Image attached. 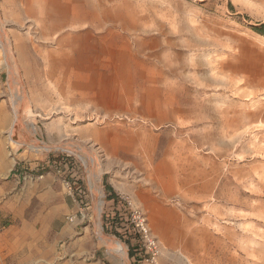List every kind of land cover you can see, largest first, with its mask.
<instances>
[{
    "label": "rangeland",
    "instance_id": "1",
    "mask_svg": "<svg viewBox=\"0 0 264 264\" xmlns=\"http://www.w3.org/2000/svg\"><path fill=\"white\" fill-rule=\"evenodd\" d=\"M263 24L0 0V264H264Z\"/></svg>",
    "mask_w": 264,
    "mask_h": 264
},
{
    "label": "built area",
    "instance_id": "2",
    "mask_svg": "<svg viewBox=\"0 0 264 264\" xmlns=\"http://www.w3.org/2000/svg\"><path fill=\"white\" fill-rule=\"evenodd\" d=\"M138 217H140V216H138ZM144 224H145L144 219H140L138 225L141 227L142 230H145L146 231V228H145V225Z\"/></svg>",
    "mask_w": 264,
    "mask_h": 264
},
{
    "label": "trees",
    "instance_id": "3",
    "mask_svg": "<svg viewBox=\"0 0 264 264\" xmlns=\"http://www.w3.org/2000/svg\"><path fill=\"white\" fill-rule=\"evenodd\" d=\"M264 28V24L261 26V28H257V29H263ZM260 32H262V30H259Z\"/></svg>",
    "mask_w": 264,
    "mask_h": 264
},
{
    "label": "crops",
    "instance_id": "4",
    "mask_svg": "<svg viewBox=\"0 0 264 264\" xmlns=\"http://www.w3.org/2000/svg\"><path fill=\"white\" fill-rule=\"evenodd\" d=\"M138 199L140 200V203H142V202H141V198H138Z\"/></svg>",
    "mask_w": 264,
    "mask_h": 264
},
{
    "label": "bare ground",
    "instance_id": "5",
    "mask_svg": "<svg viewBox=\"0 0 264 264\" xmlns=\"http://www.w3.org/2000/svg\"><path fill=\"white\" fill-rule=\"evenodd\" d=\"M111 246V245H110ZM122 249V248H121ZM125 251V250H124Z\"/></svg>",
    "mask_w": 264,
    "mask_h": 264
}]
</instances>
